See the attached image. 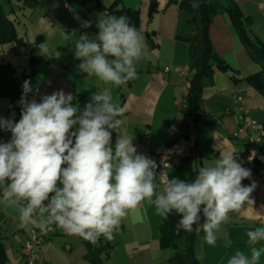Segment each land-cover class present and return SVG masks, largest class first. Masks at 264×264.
<instances>
[{"label":"crops","instance_id":"0c3cea01","mask_svg":"<svg viewBox=\"0 0 264 264\" xmlns=\"http://www.w3.org/2000/svg\"><path fill=\"white\" fill-rule=\"evenodd\" d=\"M5 1L7 8H3L1 0L0 5L23 43H0V62L9 63L16 74L21 75L27 73L31 51L49 61L45 70L26 78L33 89L28 98L39 102L43 95L63 90L73 94L72 103H78L83 109L94 92L109 88L113 102L124 108L122 125L118 133H112L113 144L117 135H134L137 152L146 155L170 141L184 143L186 148L182 158L166 172V179H182L197 165H211L220 156L218 147L245 154L246 145L234 137L240 116L244 122L255 121L258 130L264 134V95L245 80L259 72L261 67L247 54L227 13L214 15L208 31L212 48L227 64L228 70L213 67L210 82L201 89L199 118L196 122H188L185 127L183 100L194 66V44L186 38L192 35L194 27L188 25L191 14L180 7L181 0H117L113 10L121 7L137 10L136 29L144 36L145 44L144 56L136 64L138 79L120 87L80 72L78 65L81 61L75 58L73 50L74 42L81 34L95 36L97 30H92L90 25L97 22L98 17L114 15L109 9L114 0H78V22L73 25L78 36L72 39L67 36L69 21L63 15V9L69 12L70 8L64 4L62 9L60 0H25L27 7L21 1ZM45 1L46 6L35 25L32 13L40 2ZM232 1L248 19L249 34L264 41L261 0ZM25 7L28 13L23 17ZM85 24L89 26L85 27ZM38 35L43 39L31 50L30 44ZM184 66L188 68L185 75L171 71L174 67ZM10 104L9 98L0 97V117L12 118V114L8 117ZM20 112L21 107L18 113L13 112L16 121L20 119ZM10 138V132L0 130V141L7 142ZM256 168L262 173L255 172L251 179L242 182L249 185L255 181L256 188L251 194L254 204L229 213V220L217 232L216 244H207L202 229L195 230L194 253L200 264H227L228 258L237 250L248 253L247 231L264 223V153L258 157ZM156 181L163 185L157 175ZM3 187L0 185V198ZM200 215L199 224L202 225V212ZM18 216V209L0 203V241L7 254L4 264H25L20 247L30 227L19 228ZM162 222L163 218L156 214L154 206L144 202L129 211L110 241L100 237L93 244L53 225L48 229L40 252L44 264H166L173 251L161 243ZM260 264H264V254Z\"/></svg>","mask_w":264,"mask_h":264},{"label":"clouds","instance_id":"9594fccd","mask_svg":"<svg viewBox=\"0 0 264 264\" xmlns=\"http://www.w3.org/2000/svg\"><path fill=\"white\" fill-rule=\"evenodd\" d=\"M96 28L94 37L83 33L74 42L78 70L114 87L138 79L144 36L130 18L98 17ZM32 91L25 80L18 121L14 113L0 117V130L11 133L10 140L0 141V203L18 209L19 228L43 231L55 225L96 244L100 237L112 240L129 211L147 202L164 219L178 214L177 229H202L205 242L215 245L229 213L254 204L256 183L242 184L251 179V170L238 162L235 151L218 147L219 158L201 166L194 180L168 178L161 186L156 162L137 152L134 135H117L113 144L124 108L113 102L109 88L94 92L83 109L63 90L43 95L39 102L28 98ZM246 236L248 253L237 250L227 264H260L264 223Z\"/></svg>","mask_w":264,"mask_h":264},{"label":"trees","instance_id":"16d2710c","mask_svg":"<svg viewBox=\"0 0 264 264\" xmlns=\"http://www.w3.org/2000/svg\"><path fill=\"white\" fill-rule=\"evenodd\" d=\"M198 7H193V4ZM117 0H114L110 11L116 16L126 15L130 18V23L136 28L138 26L137 10L121 7L114 9ZM180 7L190 12L191 16L188 25L194 27L192 35L187 40L193 42V72L188 84V91L185 96V106L183 112V126L188 122H196L199 118L200 93L204 85L210 82L213 67L219 70L227 71V64L215 53L209 38V24L214 15L227 13L233 24L236 33L243 44L250 58L258 63L261 70L245 78L246 82L264 95V41L257 37H252L248 31V19L242 15L239 7L232 0H181ZM101 9V8H100ZM92 30H97L96 22L90 25ZM42 36H36L32 47H37ZM0 43L22 44L23 41L16 34L13 22L7 17L0 5ZM49 61L41 54L31 51L28 58V70L26 74L18 75L15 69L9 63L0 62V97H7L11 100L8 109V117L11 114L18 113L20 105L18 101L22 95V85L28 76L37 74L47 68ZM264 137V134H262ZM264 153V139L258 150V157ZM200 165L195 168L181 180L192 181L195 179ZM180 216L175 212L171 213L167 219L163 218L160 226V239L164 247L173 251L172 256L166 264H200L194 253L196 231L186 232L183 229H177ZM194 227V226H193ZM195 229V227H194ZM7 261V254L3 243L0 241V264Z\"/></svg>","mask_w":264,"mask_h":264},{"label":"built area","instance_id":"2783aa9c","mask_svg":"<svg viewBox=\"0 0 264 264\" xmlns=\"http://www.w3.org/2000/svg\"><path fill=\"white\" fill-rule=\"evenodd\" d=\"M259 7L264 12V0L259 2ZM188 68L174 67L171 69L172 72L185 75ZM165 71H170L165 69ZM185 99L183 100V106H185ZM239 125L237 130L234 132V137L241 140L246 145L245 154L239 152L234 153L237 160L241 165L251 170V175L255 172L262 173V170L256 168L258 161V150L262 144V133L256 127L255 121L244 122L242 117H239ZM185 145L181 141L175 140L170 141L151 152H148L145 156L154 160L157 164L155 172L159 180L164 183L166 180V172L177 165L179 160L185 151ZM248 179L243 180L246 182ZM48 235V229L41 231L35 226H30L29 233L25 241L20 247V253L25 261V264H44L43 256L40 252V246L44 239Z\"/></svg>","mask_w":264,"mask_h":264},{"label":"rangeland","instance_id":"374dc122","mask_svg":"<svg viewBox=\"0 0 264 264\" xmlns=\"http://www.w3.org/2000/svg\"><path fill=\"white\" fill-rule=\"evenodd\" d=\"M17 1H21L22 2L21 4L26 5V7L29 6V5H27V2L25 0H17ZM60 1H61L60 5H61L62 9H63V5L64 4H65V6L70 8L69 12H66L65 9H63V12H65L63 15L66 16L65 19L69 21V24H68L69 28H67V30H66V33L68 34L67 36L70 39L75 38V36H78V35L76 33H74L73 25H75L74 23L78 22V17L76 15V14H78V8H79L78 0H60ZM1 3H2V6H3L4 9L8 7L7 6L8 4H7V2L5 0H1ZM45 3H46V1L45 2H40L37 10L34 13H32L33 24L36 25V23L38 21V15L42 13V10H44L43 9L44 6H46ZM55 6H58V4H56ZM26 7L24 8L25 13L23 14V17L28 13L27 10H26ZM61 16H62V12H61ZM77 25H78V23H77Z\"/></svg>","mask_w":264,"mask_h":264}]
</instances>
